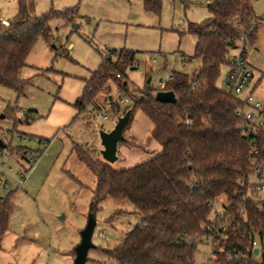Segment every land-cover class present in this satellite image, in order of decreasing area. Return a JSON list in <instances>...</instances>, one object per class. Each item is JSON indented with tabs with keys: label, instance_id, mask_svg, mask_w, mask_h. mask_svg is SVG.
<instances>
[{
	"label": "rangeland",
	"instance_id": "obj_1",
	"mask_svg": "<svg viewBox=\"0 0 264 264\" xmlns=\"http://www.w3.org/2000/svg\"><path fill=\"white\" fill-rule=\"evenodd\" d=\"M210 1L161 0V9L156 13L145 10L142 0H25L35 15L66 9L71 12L69 20L52 17L50 38L40 36L34 43L26 58L28 65L20 73L21 91L0 84V137L7 144L3 160L17 168L10 150L32 146L31 137L21 132L22 125L26 124L22 121L24 114L34 115L37 111L39 116L36 114L29 123L37 125L48 118L54 104L59 101L66 104L77 88L76 96H79L85 80L110 49L135 51L137 64L126 70L131 92L139 91L145 84L157 89L174 70H183L189 75L195 72L199 60L188 59L184 63L182 55L185 58L193 55L196 36L179 32L186 30L188 22L206 19ZM251 4L256 17L264 22V0H252ZM17 11L18 0H0L1 20L14 17ZM245 42L247 60L254 66L249 82L256 81L261 72L254 94L264 103V23L257 27L255 38L252 41L246 38ZM225 71L224 64L216 82L220 89H224ZM121 94L110 80L86 111L71 116L73 120L70 118L66 125L54 130L52 139L46 140V147L35 146L37 159L21 186L13 183L12 187L0 190L1 196L10 195L13 205L8 229L0 241V264H72L96 180L77 159L72 147L77 143L103 159L99 132L110 130L129 103L128 97L121 98ZM16 119H20L17 124ZM151 129L150 120L136 110L129 128L124 131L128 141L117 143L118 157L109 164L120 170L159 154L160 146L151 137ZM225 201L224 196L218 197L211 218L214 210L223 209ZM139 219L130 203L103 200L95 212L92 234L95 247L88 250L85 264H116L106 250L120 242L131 228L129 223L134 226ZM100 232L105 236H100ZM255 243L258 246L257 236ZM209 253L207 242L198 240L194 264H225L210 260ZM253 258L260 261V254H254Z\"/></svg>",
	"mask_w": 264,
	"mask_h": 264
},
{
	"label": "trees",
	"instance_id": "obj_2",
	"mask_svg": "<svg viewBox=\"0 0 264 264\" xmlns=\"http://www.w3.org/2000/svg\"><path fill=\"white\" fill-rule=\"evenodd\" d=\"M251 2L211 0L209 16L200 22H188L186 30L179 32L196 36L194 53L186 58L198 59L200 65L191 75L183 70L170 73L163 90L174 93V102L156 101L154 92L161 89L147 84L137 92L129 91L126 70L137 64L135 51L129 48L108 50L73 102L76 115L86 111L96 94L113 81L121 98L125 95L129 99L121 112L123 115L130 111L123 135L134 112L140 110L150 120L151 137L160 146L159 154L120 170L77 143L72 147L77 159L96 178L89 211L96 212L100 203L109 198L130 203L140 218L118 244L106 250L116 264L193 261L196 242L208 234L213 223L210 213L220 196L226 199L221 218L228 228L223 231L212 261L264 264V193L258 194L254 184L248 182L256 165L264 168V127L245 133L237 115L246 106L245 100L216 85L221 66L229 64L240 36L246 34L251 39L259 26L252 23L256 15ZM142 3L145 10L159 13L161 9V0ZM70 12L66 9L35 15L25 0H18L16 15L7 23L0 19L1 85L21 91L20 72L28 65L26 58L34 43L40 36L50 38L52 17L69 20ZM114 107L119 110L118 105ZM36 114L25 113L22 121L29 123ZM10 199V195L0 196V241L8 229L13 208ZM239 205L242 213L237 212ZM255 236L258 246L254 245ZM256 247L260 261L253 258ZM223 250L240 256L227 258Z\"/></svg>",
	"mask_w": 264,
	"mask_h": 264
},
{
	"label": "built area",
	"instance_id": "obj_3",
	"mask_svg": "<svg viewBox=\"0 0 264 264\" xmlns=\"http://www.w3.org/2000/svg\"><path fill=\"white\" fill-rule=\"evenodd\" d=\"M2 22L7 23L5 20H2ZM262 22L261 19L255 17L252 23L260 24ZM249 29H251V27ZM246 38V34L240 36L238 46L229 56L228 70L224 76V89L236 95L242 93L253 76L252 67L247 60L248 48L245 42ZM242 41L243 43L241 44ZM182 60L184 63L187 62V58L183 55ZM165 83L166 81L160 82L157 89L163 90ZM243 99L246 102V106L237 111V115L241 117L242 120L241 128L245 133H254L258 127H264V120L262 119V117H264V103L252 92L246 95ZM186 122L188 123L189 120H186ZM30 139L32 140L31 147L22 146L20 150H10V154L14 156L16 163L18 164L17 168H15L3 160L5 156L4 148L7 144L3 137H0V140L5 145L4 147L0 146V190L12 187L13 183H15L17 187H20L27 171L37 159L36 155L38 152L36 153L34 148L39 147L38 145H41L42 147L47 146V141L45 139L37 137H31ZM248 182L254 184L253 186L258 194L264 193V168L256 165L253 168L252 173L249 175ZM240 183L243 184V180H241ZM221 211L214 210L212 217L213 223L208 227V234L204 238V241L207 242L210 248V260L216 258L217 254L215 250L219 247L221 237L224 235L223 231H226L228 228L226 221L221 218ZM237 212H243L242 205H239ZM128 225L129 227H132L130 223ZM99 235L102 237L105 236L103 232H100ZM254 245L256 246L255 242ZM222 253L227 258L236 259L240 256L238 252L231 250H223ZM187 264H194V262L189 261Z\"/></svg>",
	"mask_w": 264,
	"mask_h": 264
},
{
	"label": "water",
	"instance_id": "obj_4",
	"mask_svg": "<svg viewBox=\"0 0 264 264\" xmlns=\"http://www.w3.org/2000/svg\"><path fill=\"white\" fill-rule=\"evenodd\" d=\"M154 99L159 102L170 103L175 101V95L172 91L159 90L155 92ZM130 111H126L123 115L117 117L116 123L108 131H100V144L102 146L100 153L108 163H112L117 159V143L125 139L123 128L129 119ZM0 146L4 147V143L0 140ZM95 212H90L87 217L84 228L80 231V241L75 246L74 258L72 264H85L87 252L90 248L95 247L92 242V234L95 226ZM258 253V248H254V254Z\"/></svg>",
	"mask_w": 264,
	"mask_h": 264
},
{
	"label": "crops",
	"instance_id": "obj_5",
	"mask_svg": "<svg viewBox=\"0 0 264 264\" xmlns=\"http://www.w3.org/2000/svg\"><path fill=\"white\" fill-rule=\"evenodd\" d=\"M251 7H252V4H251ZM252 10H253V7H252ZM2 20L6 21V19H2ZM262 23H264V22H262ZM260 24H258V25H260ZM256 30H255L253 36L251 37V41L253 38H255ZM250 66L252 67V70L254 73V66H252V65H250ZM227 70H228V65H226L225 73L227 72ZM260 75H261V72L259 73L258 79H256V81H254V82L251 81L252 83L249 82L247 84V86L244 88L242 93L239 95L241 98H244L246 95H248L251 92L254 93L256 88L259 86ZM77 89L73 92V96H70L68 98L66 97L67 101H68V102H66V104L59 101L56 103V105L55 104L53 105L54 110L52 109V110L48 111L49 116L52 114H55L52 118L51 117L49 118V116H48V118L45 121H42V123L37 124V125L36 124H29L32 121L29 123L23 124L22 125L23 130L21 128V132L26 133L28 135L38 137V138H43V139H47V140L52 139V137L54 136V130L55 129H59V127L66 125V122L71 120L74 116L76 117V109L73 107L72 104L75 101V99L78 97V96H76L77 95ZM37 115L39 116V113H37ZM71 116H72V118H71ZM225 202H224V204H225Z\"/></svg>",
	"mask_w": 264,
	"mask_h": 264
}]
</instances>
